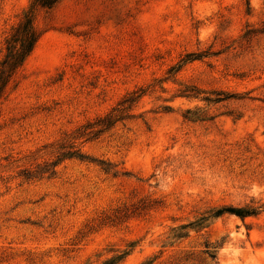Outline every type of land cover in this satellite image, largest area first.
<instances>
[{
	"label": "rangeland",
	"instance_id": "rangeland-1",
	"mask_svg": "<svg viewBox=\"0 0 264 264\" xmlns=\"http://www.w3.org/2000/svg\"><path fill=\"white\" fill-rule=\"evenodd\" d=\"M30 2L0 0V60ZM33 24L0 97V264H264V0H58Z\"/></svg>",
	"mask_w": 264,
	"mask_h": 264
},
{
	"label": "trees",
	"instance_id": "trees-1",
	"mask_svg": "<svg viewBox=\"0 0 264 264\" xmlns=\"http://www.w3.org/2000/svg\"><path fill=\"white\" fill-rule=\"evenodd\" d=\"M58 0H31L27 11L22 15L18 23L13 26L4 39V53L0 60V97L3 94L6 86L12 80L16 71L22 66L26 58L32 52L39 34L34 27L33 21L37 10L50 9ZM109 117V116H108ZM66 158H75L85 160L78 150L63 152L56 160L50 163H43L38 166L34 174L25 173V178L40 177L43 174H52L54 167ZM223 213L233 214L240 219L256 214L253 208H234V209H218L213 213V216H220ZM184 227H181L183 229ZM184 237V235H178Z\"/></svg>",
	"mask_w": 264,
	"mask_h": 264
}]
</instances>
